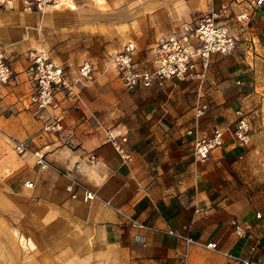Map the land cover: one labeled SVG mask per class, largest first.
<instances>
[{
    "label": "crops",
    "instance_id": "1",
    "mask_svg": "<svg viewBox=\"0 0 264 264\" xmlns=\"http://www.w3.org/2000/svg\"><path fill=\"white\" fill-rule=\"evenodd\" d=\"M222 1L207 0L204 12L212 8L218 14L235 48L210 57L201 84L197 77L176 83L177 89L164 92L168 96L138 88L126 120L104 101L100 87L93 101L84 91L89 112L76 111L58 95L53 108L35 114L27 100L39 125L31 150L43 154L49 167L41 171L34 165L32 188L22 183L15 197L1 193L0 264H182L184 255L186 264H231L204 247L186 250L164 233H185L190 224L189 235L201 244L264 260V221L255 219L254 197L248 194L255 180L247 178L254 173L250 162L264 156V4L253 10L250 0ZM242 13L249 21H237ZM20 78L24 74L15 80ZM197 102L208 105L198 124L202 131L231 130L234 112L243 111L249 144L239 147L225 133L205 162H194L193 138L185 131L193 126ZM56 115L63 118L62 130L42 133L44 122ZM107 130L127 135L129 164L119 160ZM86 192L92 200H84ZM125 216L152 231L132 227ZM232 217L247 225L246 238L238 239L228 227Z\"/></svg>",
    "mask_w": 264,
    "mask_h": 264
},
{
    "label": "rangeland",
    "instance_id": "2",
    "mask_svg": "<svg viewBox=\"0 0 264 264\" xmlns=\"http://www.w3.org/2000/svg\"><path fill=\"white\" fill-rule=\"evenodd\" d=\"M218 1L219 5L224 4ZM207 5V0H14L0 4V49L8 56L12 69H16L15 79L23 74L25 54L31 50L45 52L52 62L70 73L87 60L95 76L94 83L86 89L87 99L93 101L94 90L100 87L104 101L126 120L130 117V101H134L133 91L123 89L109 60L131 42L136 61L146 64L160 37L194 26ZM15 79L8 86L0 85V195L4 193L6 197H15L16 186L27 181L35 170L32 156L17 154L14 143L26 142L31 149L33 128L39 129L27 107L29 84L25 79ZM178 86L169 85L159 91L168 96ZM248 166L254 173H248L247 178L252 176L250 180H255V187L248 190L249 196L254 197V205L250 202V206L255 215L260 214L255 219L264 221V156L253 159Z\"/></svg>",
    "mask_w": 264,
    "mask_h": 264
},
{
    "label": "built area",
    "instance_id": "3",
    "mask_svg": "<svg viewBox=\"0 0 264 264\" xmlns=\"http://www.w3.org/2000/svg\"><path fill=\"white\" fill-rule=\"evenodd\" d=\"M14 0H0L1 5L9 4ZM264 0H250L249 5L253 10L260 8ZM237 21H249L246 14H240ZM235 48V40L228 33V26L218 22V14L209 8L202 14L194 26H185L180 32H172L160 37L151 48V58L146 64H140L135 59V47L131 42L124 44L118 54L110 60L109 65L127 92L138 88L151 89L163 88L169 82L172 84L186 82L194 77L200 82L205 78L209 59L212 55H229ZM26 66L23 70L26 82L29 84L30 94L28 104L35 114L47 111L56 104L57 96L69 102L82 112H89L84 91L95 81L94 68L90 62L83 60L77 70L70 71L63 66L52 62L43 51L31 50L25 54ZM199 68L200 72H196ZM15 72L6 53L0 49V85L8 86L14 82ZM208 111L206 103L197 102L193 108V126L185 131L186 136H191L192 157L194 162H205L211 151L223 144L225 133L229 132L231 140L239 147H245L250 142V128L245 114L236 110L235 122L231 131L214 127L210 131L200 130V119ZM63 118L61 115L50 116L43 124L41 132L44 134L57 133L62 130ZM107 140L113 147L119 160L127 165L132 161L130 152L126 149L127 135L114 130H107ZM14 151L20 155L29 154L34 159L35 166L43 171L49 165L43 154L32 151L26 142H15ZM90 161H95V156H90ZM23 186L32 188L33 183L25 181ZM93 195L86 192L84 200H92ZM197 213L198 210H195ZM256 218H260L257 213ZM125 220L137 229L151 230V228L138 223L125 216ZM227 225L238 239L247 236L248 227L238 219L232 217ZM191 224L185 228V233L165 230L164 233L181 241L187 250L189 246L204 247L220 254L231 264H264L261 259H248L232 256L220 252L215 243L201 244L189 235ZM251 252L255 247L250 248ZM185 263V255L182 257Z\"/></svg>",
    "mask_w": 264,
    "mask_h": 264
},
{
    "label": "bare ground",
    "instance_id": "4",
    "mask_svg": "<svg viewBox=\"0 0 264 264\" xmlns=\"http://www.w3.org/2000/svg\"><path fill=\"white\" fill-rule=\"evenodd\" d=\"M69 8L71 9V7L69 6Z\"/></svg>",
    "mask_w": 264,
    "mask_h": 264
}]
</instances>
